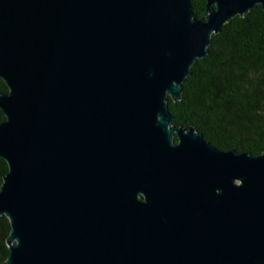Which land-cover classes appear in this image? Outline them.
<instances>
[{"label": "water", "instance_id": "1", "mask_svg": "<svg viewBox=\"0 0 264 264\" xmlns=\"http://www.w3.org/2000/svg\"><path fill=\"white\" fill-rule=\"evenodd\" d=\"M258 5L0 0L4 264H264V152L220 151L168 110Z\"/></svg>", "mask_w": 264, "mask_h": 264}, {"label": "trees", "instance_id": "2", "mask_svg": "<svg viewBox=\"0 0 264 264\" xmlns=\"http://www.w3.org/2000/svg\"><path fill=\"white\" fill-rule=\"evenodd\" d=\"M203 18L205 0H190ZM181 100L168 101L176 127H193L216 149L258 156L264 152V11L256 6L213 35L208 55L196 61L182 84ZM0 80V94H7ZM5 117L0 110V123ZM176 142V138H174ZM8 172L0 159V186ZM10 224L0 217V264L9 249Z\"/></svg>", "mask_w": 264, "mask_h": 264}]
</instances>
